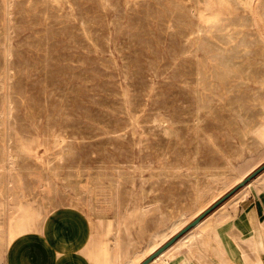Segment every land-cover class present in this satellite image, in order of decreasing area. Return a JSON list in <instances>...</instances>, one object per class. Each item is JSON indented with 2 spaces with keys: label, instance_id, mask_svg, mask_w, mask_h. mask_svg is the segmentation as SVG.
Here are the masks:
<instances>
[{
  "label": "rangeland",
  "instance_id": "1",
  "mask_svg": "<svg viewBox=\"0 0 264 264\" xmlns=\"http://www.w3.org/2000/svg\"><path fill=\"white\" fill-rule=\"evenodd\" d=\"M263 51L264 0H0L1 234L61 248L74 209L95 264L141 263L264 165Z\"/></svg>",
  "mask_w": 264,
  "mask_h": 264
},
{
  "label": "crops",
  "instance_id": "2",
  "mask_svg": "<svg viewBox=\"0 0 264 264\" xmlns=\"http://www.w3.org/2000/svg\"><path fill=\"white\" fill-rule=\"evenodd\" d=\"M248 200L249 203L231 220V225L218 228L221 248L212 245L207 252L198 246L192 250L194 256L181 252L175 255L171 264H254L258 258L264 264V194L252 193ZM63 213L64 209L52 214L53 228L59 225L58 218ZM71 214L82 230L67 233L65 239L71 240L69 248L61 249L49 229L23 233L10 243L0 232V264H95L82 251L92 236L91 227L83 214L74 209ZM219 249L224 252L225 260L216 254ZM163 262L164 258L158 264Z\"/></svg>",
  "mask_w": 264,
  "mask_h": 264
},
{
  "label": "bare ground",
  "instance_id": "3",
  "mask_svg": "<svg viewBox=\"0 0 264 264\" xmlns=\"http://www.w3.org/2000/svg\"><path fill=\"white\" fill-rule=\"evenodd\" d=\"M264 52V51H263ZM263 130V129H262ZM264 171V170H263ZM262 171V172H263ZM261 172V173H262ZM260 173V174H261ZM259 175V174H258ZM257 175V176H258ZM256 176V177H257ZM261 176V175H260ZM259 176V177H260ZM242 177V176H241ZM255 177V178H256ZM240 177H238V179H239ZM254 178V179H255ZM244 180V178H242V179H240L238 182H242ZM253 180V179H252ZM251 180V181H252ZM252 186V182L251 183H246L245 185H243L241 188H243V190H241V191H239L238 193H237V191L238 190H240L241 188H239L233 195H232V197H231V199L230 200H237L238 199V197H239V195L240 194H242L243 193V191H245V190H247L248 188H250ZM229 197V198H230ZM228 198V199H229ZM227 199V200H228ZM226 200V201H227ZM218 208V207H217ZM216 208V209H217ZM215 210V209H214ZM213 210V211H214ZM212 211V212H213ZM211 212V213H212ZM211 213H209L208 215H210V216H206L205 218H203L200 222H198L191 230H189L185 235H183L180 239H178L175 243H173L171 246H169L166 250H164L161 254H159L152 262H150L149 264H158L159 263V261L161 260V259H163L164 258V262H163V264H171V261L173 260V258L175 257V250L177 251V250H180V249H183V248H185V249H187V254L188 255H190V256H194L193 255V248H196V247H201V248H203V249H205L207 252L208 251H210L212 248V245H218V243H217V238L215 237V235L213 234V229H212V225H213V222L214 221H220L221 219H223V215H221V214H219V213H217V211H215V212H213L212 214ZM12 220V219H11ZM227 220V219H226ZM9 222V221H8ZM11 223V222H10ZM9 223V225H10V227H11V224ZM214 227V226H213ZM219 227H221V226H219ZM218 227V228H219ZM263 228H264V226H263ZM7 231H9V238H8V243H10L14 238L12 237V235H11V228H10V230L8 229ZM191 231V232H190ZM180 232V231H179ZM198 238V239H197ZM197 240H198V244L196 243L197 242ZM169 241V240H168ZM167 241V242H168ZM89 242V241H88ZM87 242V243H88ZM215 243V244H214ZM159 244H161V243H159ZM158 244V245H159ZM88 245V244H87ZM86 245V246H87ZM164 245V244H163ZM162 245V246H163ZM156 247V246H155ZM160 247V246H159ZM61 248L64 250V249H67V248H69V243L67 242V240L65 239V237H63L62 239H61ZM87 248V247H86ZM154 248V247H153ZM152 248V249H153ZM161 248V247H160ZM211 248V249H210ZM88 249V248H87ZM151 249V250H152ZM157 249V248H156ZM156 249H153L151 252H154ZM159 249V248H158ZM157 249V250H158ZM156 250V251H157ZM155 251V252H156ZM101 252V251H100ZM148 253H149V251H148ZM151 254V253H150ZM153 254V253H152ZM151 254V255H152ZM238 255V254H237ZM97 256H99V255H96V257ZM96 257H95V259H96ZM101 257H102V255H101ZM185 257V256H184ZM94 259V260H95ZM111 260V259H110ZM17 262V261H16ZM140 262V261H139ZM201 263V262H200ZM128 264H131V263H128ZM137 264H140V263H137ZM256 264H263L260 260H259V262L258 263H256Z\"/></svg>",
  "mask_w": 264,
  "mask_h": 264
},
{
  "label": "water",
  "instance_id": "4",
  "mask_svg": "<svg viewBox=\"0 0 264 264\" xmlns=\"http://www.w3.org/2000/svg\"><path fill=\"white\" fill-rule=\"evenodd\" d=\"M264 170V165L255 170L252 174H250L248 177H246L236 188H234L231 192L226 194L224 197L219 199L217 202H215L210 208H208L206 211H204L202 214H200L195 220H193L190 224L185 226L180 232H178L175 236H173L168 242H166L161 248H159L156 252H154L151 256L146 258L143 262L140 264H149L152 262L159 254H161L164 250H166L169 246H171L173 243H175L178 239H180L183 235H185L189 230H191L198 222H200L203 218H205L212 210H214L216 207H218L220 204H222L225 200H227L230 196H232L239 188H241L246 183L250 182L252 179H254L258 174H260Z\"/></svg>",
  "mask_w": 264,
  "mask_h": 264
}]
</instances>
